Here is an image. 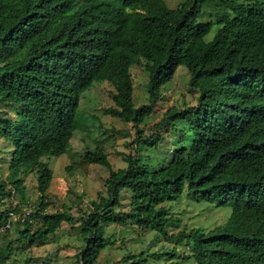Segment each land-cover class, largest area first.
I'll use <instances>...</instances> for the list:
<instances>
[{
  "label": "trees",
  "instance_id": "obj_1",
  "mask_svg": "<svg viewBox=\"0 0 264 264\" xmlns=\"http://www.w3.org/2000/svg\"><path fill=\"white\" fill-rule=\"evenodd\" d=\"M213 1L224 8L216 22L202 19ZM142 59L149 100L136 106L131 67ZM181 65L199 92L196 103L172 105L146 136L141 124ZM94 81L114 85L110 114L134 125L136 146H157L160 131L175 122L189 139L159 165L137 149L114 169L103 148L85 150L80 163L110 169L106 193L89 200L78 217L66 209L50 212L53 171L43 157L68 153L81 93ZM0 107V136L12 146V186L24 195L20 173H37V206L16 221L19 239L30 246L78 220L84 246L77 264H98L116 242L107 225L133 223L167 240H187L191 252L184 258L197 264H264V0H184L175 8L166 0H0ZM5 185L0 182V192ZM123 190L130 193L127 210ZM184 193L230 205L232 214L212 229L170 233L178 219L165 202ZM11 211L20 207L1 211L0 226ZM12 252V243L0 248V264H10ZM149 256L141 251L115 264H153Z\"/></svg>",
  "mask_w": 264,
  "mask_h": 264
},
{
  "label": "rangeland",
  "instance_id": "obj_2",
  "mask_svg": "<svg viewBox=\"0 0 264 264\" xmlns=\"http://www.w3.org/2000/svg\"><path fill=\"white\" fill-rule=\"evenodd\" d=\"M182 1L184 0H166V3L175 8ZM223 11L224 8L213 1L206 5L202 19L216 22L222 18ZM217 28L218 25L207 39L213 38ZM145 61L142 59L140 64H133L131 67L136 106L149 100V71L145 68ZM189 78L187 67L179 66L173 79L165 85L154 113L141 124L146 136L153 133L154 124L172 105L185 107L196 103L199 92L190 87ZM114 92V85L109 81H94L90 88L83 91L78 107V129L72 138L68 153L43 157L53 171L48 193V211L66 209L78 217L81 209L88 208L89 200L98 199L100 194L106 193L105 180L110 169L103 164L80 163L85 150H94L96 146L103 148L114 169L125 167L127 162L124 154H135L137 149L142 159L159 165L166 164L176 151V147L189 139L181 132L183 125L175 122L171 124L169 130L160 131L163 135L157 146L149 147L143 143L136 146L137 134L134 125L110 114V109L116 106L112 97ZM8 115L15 117L13 112H9ZM11 150L10 142L0 136V182L6 183L4 192H0V212L15 205L20 207L19 212H26L38 203L37 173L36 169L20 173L25 188L24 195L14 188L9 176ZM129 196L130 193L123 190L125 210L128 209ZM165 205L178 219L169 225L170 233H177L183 228L212 229L227 222L232 214L230 205L209 203L187 193L176 201L165 202ZM7 222H11L10 227L0 231V248L12 243L13 252L8 260L10 264H77L78 253L84 246V236L78 220L75 223L64 222L44 243L34 246H30L24 239H19L18 229L21 226L16 219L8 218ZM107 235L112 236L116 242L102 251L98 264H115L125 255L141 251H146L150 255L148 258L153 264H197L194 259L184 258L191 252V245L187 240H167L154 229L140 228L133 223L110 224L107 225ZM155 251L166 253L161 257L151 256Z\"/></svg>",
  "mask_w": 264,
  "mask_h": 264
},
{
  "label": "built area",
  "instance_id": "obj_3",
  "mask_svg": "<svg viewBox=\"0 0 264 264\" xmlns=\"http://www.w3.org/2000/svg\"><path fill=\"white\" fill-rule=\"evenodd\" d=\"M30 212H31V210H28L26 212H19V213L15 212V211H11V212H9V218H14V219H16V221H18V220L24 221L27 218V216L30 214ZM16 213L19 215H17ZM30 221H31V219H30ZM10 224H11V222H9V223L7 222L4 225L0 226V231L6 230L8 227H10Z\"/></svg>",
  "mask_w": 264,
  "mask_h": 264
},
{
  "label": "crops",
  "instance_id": "obj_4",
  "mask_svg": "<svg viewBox=\"0 0 264 264\" xmlns=\"http://www.w3.org/2000/svg\"><path fill=\"white\" fill-rule=\"evenodd\" d=\"M66 154V153H65Z\"/></svg>",
  "mask_w": 264,
  "mask_h": 264
}]
</instances>
